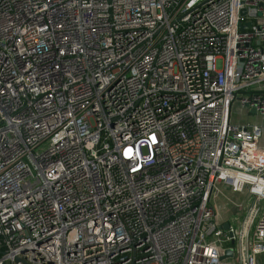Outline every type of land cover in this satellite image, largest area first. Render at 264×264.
<instances>
[{
    "label": "built area",
    "instance_id": "1",
    "mask_svg": "<svg viewBox=\"0 0 264 264\" xmlns=\"http://www.w3.org/2000/svg\"><path fill=\"white\" fill-rule=\"evenodd\" d=\"M0 264H264V0H0Z\"/></svg>",
    "mask_w": 264,
    "mask_h": 264
},
{
    "label": "rangeland",
    "instance_id": "2",
    "mask_svg": "<svg viewBox=\"0 0 264 264\" xmlns=\"http://www.w3.org/2000/svg\"><path fill=\"white\" fill-rule=\"evenodd\" d=\"M241 114H242V111L239 109L238 106H236L234 108V111H233V119L236 123H239V122H241V123L261 122V120H259V118L254 114H251L249 116L246 115V112L243 113V116H241ZM232 195H234V193L229 191V189H224V194H221L220 197L216 199V204H217L218 200H220V202H222L223 204H225L226 202H230V199H232ZM234 196H237L238 203L241 204L243 202H246L244 195H237L236 194ZM246 205H251L249 200H248V203H246ZM235 212H236L235 213L236 216H234V217L238 218L240 221H242L244 219L245 214L247 213L246 210L243 213H241L238 208H236Z\"/></svg>",
    "mask_w": 264,
    "mask_h": 264
},
{
    "label": "crops",
    "instance_id": "3",
    "mask_svg": "<svg viewBox=\"0 0 264 264\" xmlns=\"http://www.w3.org/2000/svg\"><path fill=\"white\" fill-rule=\"evenodd\" d=\"M234 195H232V199H230V202H226L225 204H223L222 202H220V200H218L216 207L221 221H227L230 217L236 216L235 204H237L238 201H237V196Z\"/></svg>",
    "mask_w": 264,
    "mask_h": 264
},
{
    "label": "water",
    "instance_id": "4",
    "mask_svg": "<svg viewBox=\"0 0 264 264\" xmlns=\"http://www.w3.org/2000/svg\"><path fill=\"white\" fill-rule=\"evenodd\" d=\"M242 15H244V12L242 13ZM249 26H250V24H249ZM241 29H242V30H245L246 27L241 26ZM224 229H225V230H228V229H229V224L226 223V224L224 225ZM233 255H234L233 250H229V251H227V252L225 253V256H224L222 259L224 260V259L232 258Z\"/></svg>",
    "mask_w": 264,
    "mask_h": 264
}]
</instances>
